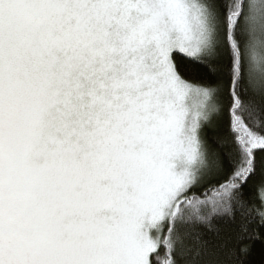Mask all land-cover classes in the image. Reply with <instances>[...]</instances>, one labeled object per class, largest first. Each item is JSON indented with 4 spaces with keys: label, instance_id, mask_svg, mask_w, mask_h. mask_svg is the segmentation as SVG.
I'll return each mask as SVG.
<instances>
[{
    "label": "snow or ice",
    "instance_id": "1",
    "mask_svg": "<svg viewBox=\"0 0 264 264\" xmlns=\"http://www.w3.org/2000/svg\"><path fill=\"white\" fill-rule=\"evenodd\" d=\"M0 264H264V0H0Z\"/></svg>",
    "mask_w": 264,
    "mask_h": 264
}]
</instances>
